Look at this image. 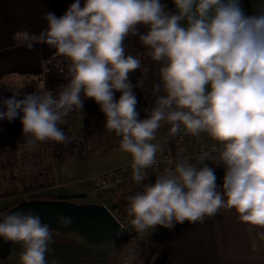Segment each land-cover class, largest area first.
I'll return each mask as SVG.
<instances>
[{"label": "clouds", "instance_id": "clouds-1", "mask_svg": "<svg viewBox=\"0 0 264 264\" xmlns=\"http://www.w3.org/2000/svg\"><path fill=\"white\" fill-rule=\"evenodd\" d=\"M173 2L176 14L160 0H85L83 6L75 0L60 17L48 12V28L39 35L14 34L17 47L32 51L46 44L66 57L69 82L56 96L16 92L0 99L6 109L0 120L20 117L28 146L67 144L59 125L82 110L83 93L100 105L105 128L121 137L120 149L132 157V179L143 186L127 198L137 233L202 223L222 209H234L242 223L264 229V11L246 15L240 0ZM138 24L149 30L138 34ZM129 35H139L147 55L161 64L147 119H139L129 81L142 68L139 58L126 54ZM116 91L122 93L118 100ZM162 121L172 135L181 128L185 135L206 132L217 141L215 155L206 152L195 164L180 161L145 185L144 169L157 164L159 149L151 141ZM205 160L224 166L222 192L214 169L197 167ZM58 223L67 228L72 218L60 216ZM0 238L23 244L21 264H47L51 229L32 210L0 214Z\"/></svg>", "mask_w": 264, "mask_h": 264}, {"label": "crops", "instance_id": "crops-1", "mask_svg": "<svg viewBox=\"0 0 264 264\" xmlns=\"http://www.w3.org/2000/svg\"><path fill=\"white\" fill-rule=\"evenodd\" d=\"M75 0H0V78L9 74H39L44 63L58 53L46 44H36L34 50L17 47L14 34L27 31L39 35L48 28L44 19L48 12L62 16ZM166 5L165 11L176 14L173 0H160ZM81 6L85 0H80ZM246 15L264 11V0H240ZM148 26L137 25L138 34H145ZM125 50L147 53V48L139 35H129L124 40ZM192 136V135H191ZM194 142L213 141L210 136L198 138ZM161 137H155L151 143L158 146V152L165 144ZM132 157L120 149L111 148L101 153L90 155L76 164L64 165L67 173L58 175L59 183L67 181L69 186L58 190L63 196H90L97 176L131 162ZM222 192V188L218 189ZM138 191L133 187H123L106 193L103 199L109 202L112 213L118 221L128 222L132 217L127 214L128 197ZM83 197V196H82ZM97 201V202H96ZM93 203H99L98 200ZM6 201H0V211ZM105 204V203H104ZM106 205V204H105ZM158 229L160 227L158 226ZM160 251H164L170 264H264V229L242 223L235 210L222 209L213 217H206L202 223L191 224L187 221L176 223L172 229H160ZM52 241L46 253L47 264H133L121 258L114 250L113 243L89 244L79 235L60 234L51 231ZM15 251H24L21 242H14ZM159 251V252H160ZM158 252V253H159ZM158 254H154L145 264H160Z\"/></svg>", "mask_w": 264, "mask_h": 264}, {"label": "rangeland", "instance_id": "rangeland-1", "mask_svg": "<svg viewBox=\"0 0 264 264\" xmlns=\"http://www.w3.org/2000/svg\"><path fill=\"white\" fill-rule=\"evenodd\" d=\"M145 61L153 63L152 59H147ZM69 63L70 61L59 53H56L48 62L44 63L40 73L44 74L45 77L41 82H38L41 87L40 89L47 91L66 85L69 82ZM46 65L48 68L44 70V66ZM81 128L82 123L79 120H75L68 129L72 131V133H80ZM206 136L209 135L206 132H202L197 137L203 139V137ZM155 137H161V139L164 140L163 143L168 144V140L173 138L174 135L171 133L157 134ZM29 138L30 137L25 136L24 139H0V201H6L8 203L5 208L0 211V214L18 203L31 198L53 200L60 197V193L57 191L69 186L67 181L60 184L58 179V175L63 173L65 177L67 173L64 165L76 164V168L79 169L81 159L106 150H102L104 146L94 144L91 148L86 147L82 151L75 152L69 156V158H65V156L68 157L71 153V150H68L63 153L64 160L54 162L52 158L53 153L49 147V141L37 142L33 146H28L26 141ZM72 140V137H70V142H72ZM89 140L87 142H90ZM67 146L68 144H63L62 149H65ZM88 149L91 150V154L79 156L80 153L82 154V152L88 151ZM216 177L218 189H221L224 175H217ZM46 185H49V187L46 188ZM136 190L140 192L138 189ZM11 193L13 194L9 195ZM96 200L97 199L93 198L91 195H83V197L74 198L73 202L77 204H86L93 203V201ZM102 202L112 211L109 202H106L104 199H102ZM127 205L128 204H124L122 208L125 210ZM119 222L122 226L120 234L116 240L110 243H113L112 246L114 250L121 258L133 264H144L146 260H149L154 254H158L160 251L159 239L162 237L161 227L159 225L155 226L153 230L150 229L147 233H137L130 221ZM158 226L160 229H158ZM15 249L16 246L14 247L13 242L10 251L5 252L0 259V264H21L18 252H16Z\"/></svg>", "mask_w": 264, "mask_h": 264}, {"label": "trees", "instance_id": "trees-1", "mask_svg": "<svg viewBox=\"0 0 264 264\" xmlns=\"http://www.w3.org/2000/svg\"><path fill=\"white\" fill-rule=\"evenodd\" d=\"M126 54L136 56L140 59L142 68L137 69L130 73L129 81L133 85V92L137 98L136 110L139 113V119L149 118L150 110L154 107V99L156 93L154 92V85L160 83L159 79V69L160 63L153 61V63L147 62L145 60L151 59L147 53L138 52L136 50H125ZM47 65L44 66V70L47 69ZM45 77L44 74H32V75H18L9 74L0 78V99L10 98L13 93H20L21 95H26L28 93L35 92L37 94H42L46 91L41 90L38 82ZM141 83V84H140ZM139 85V86H138ZM62 88L49 89L47 91H52L53 95H58ZM121 92L116 91L114 93V99L118 100L121 96ZM161 95L163 92L161 91ZM22 98V96L20 97ZM81 98L83 100V108L81 111H73L65 118V122L59 127L65 134L72 137V142L67 143L68 146L62 149L63 144L54 141H49L50 150L53 153V161L58 162L69 158L75 152L82 151L84 148H91L94 144L99 146H104L102 150H107L115 147H119L121 137L115 135L114 132L108 131L105 128L106 118L105 115L100 110V105L97 104L94 99L87 98L81 93ZM0 110L3 106L0 105ZM22 115V114H21ZM79 120L82 123V128L80 133H72L69 131L70 125L75 121ZM170 125L166 122H161L160 128L157 130L156 135L170 134ZM73 134V135H72ZM72 135V136H70ZM25 138L23 135V125L21 123L20 117L9 122L7 119L0 120V139H18ZM90 139V140H89ZM90 142H87V141ZM71 150L68 157H63V153ZM91 150L80 153L79 156H86L91 154ZM49 185H46L48 188ZM22 191V190H21ZM27 191V190H24ZM13 193L9 194L12 195ZM83 195L77 196H63L57 197L53 200H42L38 198H31L29 200H24L23 202H70L74 203L73 199L76 197H82ZM77 204V203H76ZM5 212V211H4ZM3 212V213H4ZM2 213V214H3ZM157 262L160 264H170L164 251L158 253ZM147 263V262H145ZM144 263V264H145Z\"/></svg>", "mask_w": 264, "mask_h": 264}, {"label": "water", "instance_id": "water-1", "mask_svg": "<svg viewBox=\"0 0 264 264\" xmlns=\"http://www.w3.org/2000/svg\"><path fill=\"white\" fill-rule=\"evenodd\" d=\"M156 178L149 175L145 185L154 184ZM32 210L41 218V222L48 224L51 231L66 235L74 233L89 244L110 243L116 240L121 231V223L115 218L112 211L102 204H76L70 202H21L9 208L3 214L15 211ZM71 217L72 224L65 228L59 223V217ZM13 242H6L0 238V259L10 251Z\"/></svg>", "mask_w": 264, "mask_h": 264}, {"label": "built area", "instance_id": "built-area-1", "mask_svg": "<svg viewBox=\"0 0 264 264\" xmlns=\"http://www.w3.org/2000/svg\"><path fill=\"white\" fill-rule=\"evenodd\" d=\"M216 145L217 141L215 140L194 142L192 136L190 134L185 135L184 129L182 128L179 133L168 140V144H165L163 150L157 152V164L150 168L144 169V171L147 172L148 176L153 174L155 178H157V176L163 174L165 168L170 167L174 169L176 164L180 161L186 160L195 164L196 158L206 152L215 155V153H211V149ZM130 163L131 162L115 169L105 171L97 176L91 193V196L99 201L97 204H102L111 210L102 202V199L106 193L116 191L123 187H133L138 189L140 192L143 191V186L137 184L132 179V169L130 167ZM205 164L214 169L216 176L225 174V168L223 165L217 166L210 160H205L202 165H197V167H202ZM160 227L164 229V227Z\"/></svg>", "mask_w": 264, "mask_h": 264}]
</instances>
